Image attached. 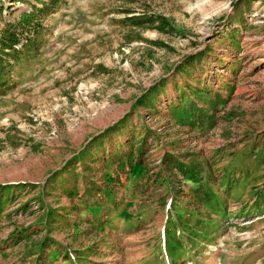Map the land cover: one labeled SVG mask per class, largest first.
<instances>
[{
  "label": "rangeland",
  "instance_id": "374dc122",
  "mask_svg": "<svg viewBox=\"0 0 264 264\" xmlns=\"http://www.w3.org/2000/svg\"><path fill=\"white\" fill-rule=\"evenodd\" d=\"M0 264H264V0H0Z\"/></svg>",
  "mask_w": 264,
  "mask_h": 264
}]
</instances>
